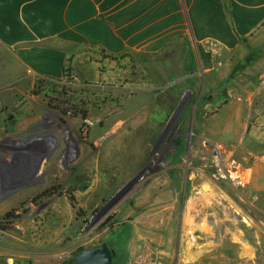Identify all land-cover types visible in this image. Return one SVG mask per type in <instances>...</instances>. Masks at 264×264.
Segmentation results:
<instances>
[{
  "label": "rangeland",
  "instance_id": "obj_1",
  "mask_svg": "<svg viewBox=\"0 0 264 264\" xmlns=\"http://www.w3.org/2000/svg\"><path fill=\"white\" fill-rule=\"evenodd\" d=\"M208 51L198 75L180 45L0 70V264L104 243L115 264H264V47Z\"/></svg>",
  "mask_w": 264,
  "mask_h": 264
},
{
  "label": "crops",
  "instance_id": "obj_2",
  "mask_svg": "<svg viewBox=\"0 0 264 264\" xmlns=\"http://www.w3.org/2000/svg\"><path fill=\"white\" fill-rule=\"evenodd\" d=\"M211 44L223 62L260 54L264 0H0L1 71L59 78L85 49L155 55L180 45L183 71L198 75L216 69Z\"/></svg>",
  "mask_w": 264,
  "mask_h": 264
},
{
  "label": "water",
  "instance_id": "obj_3",
  "mask_svg": "<svg viewBox=\"0 0 264 264\" xmlns=\"http://www.w3.org/2000/svg\"><path fill=\"white\" fill-rule=\"evenodd\" d=\"M78 264H112V254L106 244L87 249L76 258Z\"/></svg>",
  "mask_w": 264,
  "mask_h": 264
},
{
  "label": "flooded vegetation",
  "instance_id": "obj_4",
  "mask_svg": "<svg viewBox=\"0 0 264 264\" xmlns=\"http://www.w3.org/2000/svg\"><path fill=\"white\" fill-rule=\"evenodd\" d=\"M104 244H106V243H104ZM104 244H100V245H97V246L80 249V250H78L76 252V254L74 255V258L73 259H71L67 263H63V264H78L77 261H76V258L78 257V255L82 254L87 249H95V248L97 249V248L101 247ZM106 245H107V247L109 248V250L111 251V254H112V264H115V262H114V260H115V254L112 251L111 247L108 244H106Z\"/></svg>",
  "mask_w": 264,
  "mask_h": 264
},
{
  "label": "built area",
  "instance_id": "obj_5",
  "mask_svg": "<svg viewBox=\"0 0 264 264\" xmlns=\"http://www.w3.org/2000/svg\"><path fill=\"white\" fill-rule=\"evenodd\" d=\"M210 48L214 53H218L215 50H217L212 44L210 45ZM130 264H155L153 262L147 261L144 257H138V259L134 262H131Z\"/></svg>",
  "mask_w": 264,
  "mask_h": 264
}]
</instances>
